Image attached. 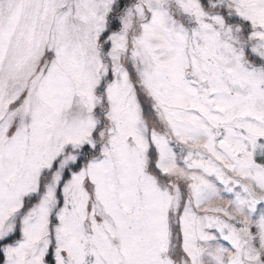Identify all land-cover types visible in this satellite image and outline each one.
I'll use <instances>...</instances> for the list:
<instances>
[{
    "label": "snow or ice",
    "instance_id": "1",
    "mask_svg": "<svg viewBox=\"0 0 264 264\" xmlns=\"http://www.w3.org/2000/svg\"><path fill=\"white\" fill-rule=\"evenodd\" d=\"M0 264H264V0H0Z\"/></svg>",
    "mask_w": 264,
    "mask_h": 264
}]
</instances>
